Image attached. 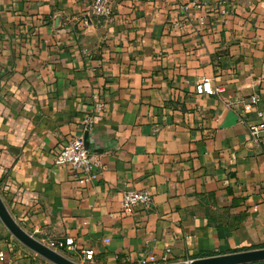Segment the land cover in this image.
<instances>
[{"label":"crops","instance_id":"obj_1","mask_svg":"<svg viewBox=\"0 0 264 264\" xmlns=\"http://www.w3.org/2000/svg\"><path fill=\"white\" fill-rule=\"evenodd\" d=\"M0 0V195L15 221L79 264H154L264 248V0ZM195 4V6H194ZM210 79L216 94L196 90ZM261 102L244 111L241 101ZM106 103L86 131L95 96ZM83 136L95 178L55 162ZM129 190L152 202L122 212ZM93 250V260L85 259ZM0 264H52L0 220ZM264 264V262L256 263Z\"/></svg>","mask_w":264,"mask_h":264},{"label":"built area","instance_id":"obj_2","mask_svg":"<svg viewBox=\"0 0 264 264\" xmlns=\"http://www.w3.org/2000/svg\"><path fill=\"white\" fill-rule=\"evenodd\" d=\"M114 1L115 0H91L86 6V10L80 20L81 26L87 28L94 25L96 20H109L113 15ZM196 90L199 94H216L219 92L218 88L212 86L210 79H206L200 83ZM260 102L261 98L258 94H253L248 99L241 101L244 106V111L251 110ZM106 109V103L99 95L95 96V104L91 114L87 115L82 121L86 131L94 129L97 116L102 115ZM256 114L258 121L247 124V129L250 139L258 142L264 139V110L259 109ZM55 162L59 165L70 167L73 177L81 184H88L95 178V155L86 147L85 138L83 136L74 137L61 144L56 150ZM151 202L152 196L149 191L129 190L123 195L121 209L123 213L132 214L139 207H148ZM46 245L57 252H60L64 248L71 250L74 246V239L51 240L47 242ZM84 254L86 260H93V250H85ZM0 256H3V253H1ZM156 261V256L150 252L140 261V264H154Z\"/></svg>","mask_w":264,"mask_h":264},{"label":"water","instance_id":"obj_3","mask_svg":"<svg viewBox=\"0 0 264 264\" xmlns=\"http://www.w3.org/2000/svg\"><path fill=\"white\" fill-rule=\"evenodd\" d=\"M85 145L89 148L87 138ZM0 220L12 236L23 246L46 259L52 264H79L49 248L46 244L26 232L12 217L0 195ZM264 262V248L209 256L172 264H256Z\"/></svg>","mask_w":264,"mask_h":264}]
</instances>
